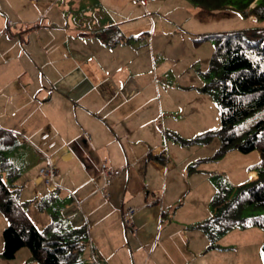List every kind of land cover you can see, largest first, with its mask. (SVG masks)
Here are the masks:
<instances>
[{
    "label": "crops",
    "instance_id": "obj_1",
    "mask_svg": "<svg viewBox=\"0 0 264 264\" xmlns=\"http://www.w3.org/2000/svg\"><path fill=\"white\" fill-rule=\"evenodd\" d=\"M155 2L141 6L155 9ZM48 4L47 0L0 4V128L19 142L7 153L16 170L8 183L26 211L53 193V186L39 178L40 168L53 158L54 194L68 197L62 223L86 227L83 251L94 264H240L247 251L243 247L249 246L240 237L243 231L224 233L209 248L207 235L197 226L212 210L206 190L195 192L205 175L193 174L187 166L212 151H186L176 139L162 145L159 128L164 134L184 133L163 120L173 111L168 106L172 104L165 101L162 106L169 109H163L148 96L151 85L144 80L155 68L149 48L130 54L124 41L134 35L119 25L102 41L121 51L125 46L126 53L116 59L113 51L104 66L105 59L92 55L88 42L68 43L66 36L75 38L76 30L68 28L60 11L51 13ZM117 42L123 45L115 46ZM121 73L133 80V85L128 80L127 89L132 90L123 92L122 99L114 92L126 81ZM158 81L165 82L164 75ZM102 164L119 170L105 191ZM250 173L256 177L255 169ZM3 175L8 178L5 171ZM129 206L136 211L127 226L122 215ZM50 212L44 215V227ZM6 225L0 212V264H39L27 248L12 259L1 256Z\"/></svg>",
    "mask_w": 264,
    "mask_h": 264
},
{
    "label": "rangeland",
    "instance_id": "obj_2",
    "mask_svg": "<svg viewBox=\"0 0 264 264\" xmlns=\"http://www.w3.org/2000/svg\"><path fill=\"white\" fill-rule=\"evenodd\" d=\"M2 1L0 0L1 5ZM47 1L49 2L48 8H51L50 12L60 11L63 17L67 19L68 28L76 30L75 38L66 36L68 43L71 40L76 45L80 41L88 42L87 46H91L89 48L91 54L94 56L101 55L100 58L105 59L104 66L107 65V58L113 51L114 54L119 55V57L118 55L115 57L116 59H123V55L126 53L125 46L121 51L117 47H106L102 41L104 36L117 31L119 25L126 32L134 35L124 41V45H129L130 54H134L139 48H149L155 68L152 73L146 76L148 79L144 80V83L151 85L147 89L149 91L148 96L156 99L153 101L154 104L159 101L163 109L167 107L162 106L165 101L172 104L168 105L171 108L167 107V109L173 111L163 120L170 125L180 126L184 133L181 135L178 132L167 131L164 134L165 130L162 127L159 128L163 137L162 145L164 146L165 143L176 139L177 144L183 146L182 148L186 151L196 149L198 153L203 149L212 151L210 155L199 157L192 161L190 166H187V171L201 176L205 175L204 181L197 185L196 193L206 190L210 203L214 193L222 184L236 187L247 178L253 180L257 177L256 174V177L254 175L251 178L248 174V171L255 168L254 166L260 160L259 152L256 149L248 153L231 150L223 154L221 158H215L214 155L219 145L217 137H213L205 143L195 141L196 137L207 131H215L220 125L217 99L212 92L205 89L208 80L204 72L208 69L214 49L213 39L209 38L202 41L198 39H201L200 36L202 35L217 31L264 27V19L255 20L256 17L253 15L245 18L234 9L205 11L191 0H155L154 4L157 5L155 6L157 8H148L147 10L137 0ZM42 22V20L39 22V26L42 25ZM157 34L164 37H156ZM117 44L115 46L123 45L120 42ZM100 48L103 50L100 51ZM77 49L78 47L75 46L76 52ZM82 71L85 72V70ZM121 74L126 81L114 92L118 98L122 99L123 92L132 90L127 89L128 80L132 85L133 80L127 78V73ZM161 75H164L165 82L158 81V77ZM109 81L112 80L108 79L106 82ZM135 81L139 84L137 79ZM186 102L188 103L182 108V103ZM177 113L178 115H176ZM262 113L264 110L257 115ZM163 115H167V113L165 112ZM159 120L162 122L161 118ZM183 124H187L188 127L185 128ZM190 132L191 134L187 135ZM6 181L9 182V178H6ZM196 181L200 182V178H196ZM65 201H68V197L62 192H56L52 203L49 204L50 207L57 210L61 221L65 219V215L61 212L62 210L66 212ZM50 207L42 211L36 207L33 210L27 208V213L37 228L43 229V218ZM236 230L243 231L240 237H243L241 239L244 242L247 240L249 243L248 247H243L247 251L241 254L243 258H241L240 264L245 261L246 264H264L259 252L260 243L264 239V229L256 225L234 227L227 230L225 234H233ZM23 249L27 250L25 247ZM80 259L83 264H94L93 259L86 256L83 250L80 253Z\"/></svg>",
    "mask_w": 264,
    "mask_h": 264
},
{
    "label": "trees",
    "instance_id": "obj_3",
    "mask_svg": "<svg viewBox=\"0 0 264 264\" xmlns=\"http://www.w3.org/2000/svg\"><path fill=\"white\" fill-rule=\"evenodd\" d=\"M191 1L205 11L234 9L245 18L253 15L255 20L264 19V0ZM200 37L199 41L212 38L214 43L208 69L204 72L208 80L205 89L217 99L220 125L215 131L196 137L195 141L205 143L217 137L215 158L231 150L248 153L256 149L260 156L253 168L257 177L247 178L236 187L222 184L210 202L212 213L197 225L207 235L208 247L212 248L231 228L256 225L264 229V113L257 115L264 110V27L217 31ZM18 144L16 136L0 128V212L7 220L2 230L1 256L12 259L25 247L39 264H83L80 253L87 239V229L64 225L57 210L49 206L57 188L37 202L39 210L51 209L50 222L39 229L28 215L25 203L19 201L17 190L6 181L4 171L8 178L16 173L7 153ZM260 254L264 261V239Z\"/></svg>",
    "mask_w": 264,
    "mask_h": 264
},
{
    "label": "built area",
    "instance_id": "obj_4",
    "mask_svg": "<svg viewBox=\"0 0 264 264\" xmlns=\"http://www.w3.org/2000/svg\"><path fill=\"white\" fill-rule=\"evenodd\" d=\"M142 6H146L148 2L154 0H137ZM101 173L104 179L103 190L105 191L107 185L112 181V179L119 174V170H110L105 164L101 165ZM56 174V166L54 164L53 158L49 159L48 163L45 164L39 170L40 180L46 184V186L53 185V179ZM107 195V194H106ZM135 207L129 206L123 211V223L127 226L131 224V217L135 213Z\"/></svg>",
    "mask_w": 264,
    "mask_h": 264
},
{
    "label": "bare ground",
    "instance_id": "obj_5",
    "mask_svg": "<svg viewBox=\"0 0 264 264\" xmlns=\"http://www.w3.org/2000/svg\"><path fill=\"white\" fill-rule=\"evenodd\" d=\"M250 176L253 177L254 176V173H250Z\"/></svg>",
    "mask_w": 264,
    "mask_h": 264
}]
</instances>
